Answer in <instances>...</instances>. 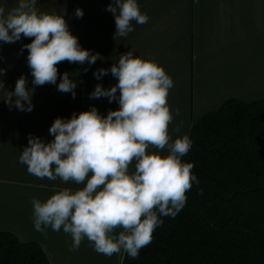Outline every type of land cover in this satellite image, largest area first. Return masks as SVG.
I'll use <instances>...</instances> for the list:
<instances>
[{
    "label": "clouds",
    "instance_id": "clouds-1",
    "mask_svg": "<svg viewBox=\"0 0 264 264\" xmlns=\"http://www.w3.org/2000/svg\"><path fill=\"white\" fill-rule=\"evenodd\" d=\"M38 0H18L5 15L0 6V42L14 43L21 36L31 38L24 45L33 84H56L58 65L63 62L94 64L99 58L80 46L63 15L42 13ZM198 2V0H194ZM108 11L115 16L116 35L132 32V22L146 24L137 0H113ZM82 17L83 11L76 10ZM133 50L122 54L110 69L117 83L105 89L97 84L94 98H117V110L101 115L93 107L73 114L68 120L56 118L49 132L54 139L45 143L29 136L19 161L37 178L83 187L57 190L45 202L33 198V223L37 232L50 227L70 234L72 250L87 239L98 254L123 252L136 258L152 242L161 216L175 217L185 206L187 192L198 183L193 163L182 162L192 142L187 135L172 140L169 126L173 112L168 104L172 78L155 61L142 59ZM108 70L100 69L97 79ZM0 69V87L4 88ZM76 83L65 72L58 90L72 93ZM21 111L33 110L32 92L20 76L6 103ZM27 102V107H25ZM179 114V109H176ZM158 151L149 152V149ZM167 149L168 154L162 155ZM134 164V171H130ZM122 229L118 235L116 229Z\"/></svg>",
    "mask_w": 264,
    "mask_h": 264
},
{
    "label": "crops",
    "instance_id": "crops-1",
    "mask_svg": "<svg viewBox=\"0 0 264 264\" xmlns=\"http://www.w3.org/2000/svg\"><path fill=\"white\" fill-rule=\"evenodd\" d=\"M112 3L38 0L39 12L63 15L80 46L99 55L94 64L60 63L56 84H33L24 47L31 38L0 42V69L4 70V88L0 87V230L39 243L50 264H122L123 250L112 256L98 254L87 239L78 250H72V237L63 229L35 230L33 198L45 202L57 190H76L83 185L37 178L19 161L29 136L45 143L54 139L49 129L56 118L68 120L93 107L101 115L119 108V91L112 102L91 93L97 84L107 89L118 82L110 69L122 54L133 50L135 56L162 66L172 78L168 104L174 117L169 126L173 141L189 137L196 121L231 99L264 100V0H137L149 20L143 25L133 21L134 30L124 37L115 36V16L107 10ZM17 4L18 0H0L5 15ZM77 9L83 11L82 17L76 16ZM100 69L108 72L97 79L94 74ZM65 72L76 83L75 97L58 90ZM22 75L32 92L31 112L17 109L14 97L12 105L4 100ZM161 154L167 155V149ZM130 171H134V164ZM120 231L118 228L114 234Z\"/></svg>",
    "mask_w": 264,
    "mask_h": 264
},
{
    "label": "trees",
    "instance_id": "trees-1",
    "mask_svg": "<svg viewBox=\"0 0 264 264\" xmlns=\"http://www.w3.org/2000/svg\"><path fill=\"white\" fill-rule=\"evenodd\" d=\"M182 162L198 183L122 264H264V100L231 99L196 121ZM0 264H50L41 245L0 230Z\"/></svg>",
    "mask_w": 264,
    "mask_h": 264
}]
</instances>
